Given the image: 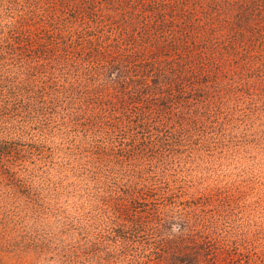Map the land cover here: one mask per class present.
Listing matches in <instances>:
<instances>
[{
    "label": "trees",
    "instance_id": "obj_1",
    "mask_svg": "<svg viewBox=\"0 0 264 264\" xmlns=\"http://www.w3.org/2000/svg\"><path fill=\"white\" fill-rule=\"evenodd\" d=\"M0 264H264V0H0Z\"/></svg>",
    "mask_w": 264,
    "mask_h": 264
}]
</instances>
